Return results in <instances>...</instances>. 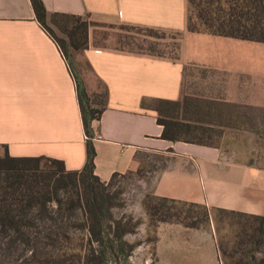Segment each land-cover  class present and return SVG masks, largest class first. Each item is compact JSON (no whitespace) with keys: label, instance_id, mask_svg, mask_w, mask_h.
<instances>
[{"label":"crops","instance_id":"obj_1","mask_svg":"<svg viewBox=\"0 0 264 264\" xmlns=\"http://www.w3.org/2000/svg\"><path fill=\"white\" fill-rule=\"evenodd\" d=\"M42 2L49 14L179 33L173 57L101 46L91 29L86 47L72 54L87 95L103 92L91 121L96 176L136 170L144 152L166 154L153 194L264 215V167L234 160L219 145L161 138L153 101L264 108V42L188 31L186 0ZM3 145L13 156L61 159L68 170L86 162L75 80L30 0H0V155Z\"/></svg>","mask_w":264,"mask_h":264},{"label":"trees","instance_id":"obj_2","mask_svg":"<svg viewBox=\"0 0 264 264\" xmlns=\"http://www.w3.org/2000/svg\"><path fill=\"white\" fill-rule=\"evenodd\" d=\"M30 1L36 19L60 47L75 80L86 134V162L80 170H68L61 159L45 155L13 156L8 153L7 146L3 145L4 153L0 155V264H14L20 259L24 262L42 260L53 264H124L136 246L126 240L125 235L135 232L137 222L131 217L124 221L113 215L112 209L117 204L111 201L109 190L114 178L125 173L115 172L108 181H102L94 174L95 151L91 140V121L100 117L101 109L91 106L82 77L74 66L72 52L68 45L58 40L47 28L45 19L51 15L70 20V31L81 32L84 40L77 44L71 35L74 49L86 47L88 28L95 22L87 15L49 14L42 0ZM186 2L188 31L264 42V0ZM125 25L129 29L143 30L149 34L164 31L153 27ZM140 52L158 55L153 49ZM153 101L156 102L157 121L163 127L161 138L212 144L198 136H190L192 131L205 130L197 118L185 115L184 106L190 107L191 114L199 113L190 106V101ZM151 200L156 203L153 207L148 203L150 211L147 212L152 217L156 216L158 221L179 218L183 213L185 219L179 220L182 224L188 218L197 219L198 214L202 215L203 220L209 217L210 211L203 204L155 194ZM193 208L200 209L201 213H190L194 211ZM237 213L264 220V215ZM189 224L193 225L192 222Z\"/></svg>","mask_w":264,"mask_h":264},{"label":"rangeland","instance_id":"obj_3","mask_svg":"<svg viewBox=\"0 0 264 264\" xmlns=\"http://www.w3.org/2000/svg\"><path fill=\"white\" fill-rule=\"evenodd\" d=\"M45 24L58 40L68 45L72 54L82 49H74L71 45V35L77 44L84 40L81 32L70 31V20L49 15ZM90 29L94 33L95 43L101 46L134 51L153 49L159 55H176L175 45L179 34L173 31L149 34L147 31L129 29L125 24L104 22L91 24L87 35ZM189 101L190 106L199 113L191 114L190 107L184 106L185 115L197 118L205 129L192 131L190 136L195 135L203 141L221 146L234 160L264 167V108ZM89 102L94 108H100L103 92L91 95ZM141 156L142 165L114 178L109 190L111 201L117 204L112 209L113 215L124 221L131 217L137 222L135 232L125 235V239L136 246L124 264H264V220L241 215L238 211L208 207V220H203L202 215L198 214L197 219L188 218L183 224L179 220L185 219L184 213L179 218L173 217L164 222L150 216L147 211L156 203L151 200L153 186L168 161L166 154L144 152ZM148 203L151 205L149 208ZM192 210L190 213H201L198 208ZM14 264L53 263L42 260L24 262L20 259Z\"/></svg>","mask_w":264,"mask_h":264}]
</instances>
